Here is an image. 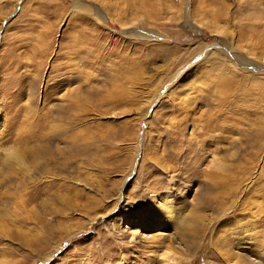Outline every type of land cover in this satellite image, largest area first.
Returning a JSON list of instances; mask_svg holds the SVG:
<instances>
[{"label": "rangeland", "instance_id": "rangeland-1", "mask_svg": "<svg viewBox=\"0 0 264 264\" xmlns=\"http://www.w3.org/2000/svg\"><path fill=\"white\" fill-rule=\"evenodd\" d=\"M74 1L0 0V264H264V0Z\"/></svg>", "mask_w": 264, "mask_h": 264}, {"label": "bare ground", "instance_id": "bare-ground-1", "mask_svg": "<svg viewBox=\"0 0 264 264\" xmlns=\"http://www.w3.org/2000/svg\"><path fill=\"white\" fill-rule=\"evenodd\" d=\"M74 4H75V6H79L77 0L74 1ZM52 139H53V138H52ZM57 162H58V161H57ZM136 222H137V223H141V222L143 223L144 220H138V221H136ZM134 223H135V222H134Z\"/></svg>", "mask_w": 264, "mask_h": 264}]
</instances>
